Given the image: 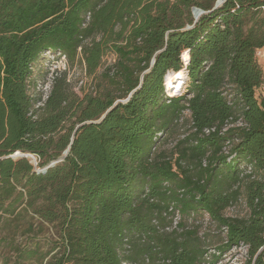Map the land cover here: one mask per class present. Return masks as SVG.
Listing matches in <instances>:
<instances>
[{
	"label": "trees",
	"instance_id": "obj_1",
	"mask_svg": "<svg viewBox=\"0 0 264 264\" xmlns=\"http://www.w3.org/2000/svg\"><path fill=\"white\" fill-rule=\"evenodd\" d=\"M215 2L0 0V214L33 213L59 237L15 247L19 264H214L236 245L264 264V0ZM109 53L98 92L55 70L37 106L46 56L92 76ZM185 112L192 131L162 149ZM242 197L247 216L227 215ZM205 214L223 233L211 253Z\"/></svg>",
	"mask_w": 264,
	"mask_h": 264
},
{
	"label": "rangeland",
	"instance_id": "obj_2",
	"mask_svg": "<svg viewBox=\"0 0 264 264\" xmlns=\"http://www.w3.org/2000/svg\"><path fill=\"white\" fill-rule=\"evenodd\" d=\"M206 1V0H204ZM260 63L264 67V48L261 49L260 54L258 55ZM51 59V61H49ZM59 59L52 61V58L46 56L42 67L40 70L36 69L35 72L40 77H44L47 75L50 77V67H54V64H59ZM115 56L112 53L105 55L103 58L102 67L98 69V71L92 75L84 77L79 75L80 66L76 61V64L72 68L71 72L74 73L73 76L79 75V80H76L72 77V84H75V89L78 94L83 95L84 93L89 92H98L99 89L104 87V83L101 81L100 73L104 69L105 65H108L114 62ZM49 65H51L49 67ZM63 67V64L61 65ZM48 79V78H47ZM81 80L83 83H81ZM47 81V80H46ZM264 90V88H263ZM176 92V91H174ZM172 91H170V94ZM171 95H174L173 93ZM189 116L188 112H185V119H182L178 126L175 127L171 133L167 134L163 140L161 145L162 149L173 150L176 143L184 139L191 131L190 120L187 118ZM17 152L12 154L14 159H18L24 155L15 156ZM36 159L39 158L35 155ZM33 161V160H32ZM34 162V161H33ZM35 163V162H34ZM227 215L230 216H239L244 217L248 214V207L246 206L245 200L242 197L236 204L230 206L227 211ZM30 220L34 224V229H26ZM200 225H203V228L208 227V231L210 232V242L208 244H212L208 246V249L211 252L215 251L214 245L219 244L223 239V233L214 225L208 221V215H204V217H200V219L196 222ZM59 241V237L56 236L55 228L51 223L42 221L37 215L33 213H26V218L22 216H8L0 214V264H19L17 261V252L14 250L15 247L24 248L28 247H40V251H49L52 247ZM59 248L55 249L53 252L49 254L46 258L48 259L52 253L57 251ZM250 259V254L245 245H236L233 246L230 250L222 255V257L215 261L214 264H248V260ZM46 263V260L43 264ZM23 264H38L35 259L31 261H26Z\"/></svg>",
	"mask_w": 264,
	"mask_h": 264
},
{
	"label": "built area",
	"instance_id": "obj_3",
	"mask_svg": "<svg viewBox=\"0 0 264 264\" xmlns=\"http://www.w3.org/2000/svg\"><path fill=\"white\" fill-rule=\"evenodd\" d=\"M89 17H90V13H88L87 14V19H89ZM59 60L58 61H60V65L58 64H54V67H51V71H50V77H48V79H47V81H45L44 83H40L39 84V86H38V90H39V92L41 93V95H42V99L37 103V106L38 105H41V104H43L44 103V101L46 100V98L48 97V95H49V93H50V90H51V88H52V79H53V72L55 71V70H59V71H62V70H66V71H68V75H69V80L72 82V77H74L76 80H79V75H82V76H84V77H87L88 78V76H90L89 74H87V72H86V68L83 66V67H80L81 69V71H80V73H79V75H75V76H73L74 75V73L73 72H71V69L72 68H70V66H69V64H68V61H67V58L65 57V56H59V58H58ZM183 59H184V62L185 63H187L188 62V60L187 59H185V57H184V55H183ZM63 64V67L61 66ZM73 68H76V67H73ZM81 83H83V81L81 80ZM76 87H75V84L73 85V89L76 91V89H75ZM184 90V89H183ZM183 90L182 91H180L179 93H177V94H174V95H180V94H182V92H183ZM78 91V90H77ZM76 91V92H77ZM78 93V92H77ZM89 93H94V92H89ZM96 93V92H95ZM171 95V94H170ZM127 100V99H126ZM211 130H214V128H206L204 131L206 132V133H209ZM227 145H229V142H227V144H226V146H225V150L227 151ZM207 215V214H206ZM179 220V214H177V216H176V218H175V224H176V222ZM260 250H264V245L260 248ZM123 264H137V263H131V262H127V261H124L123 262Z\"/></svg>",
	"mask_w": 264,
	"mask_h": 264
},
{
	"label": "water",
	"instance_id": "obj_4",
	"mask_svg": "<svg viewBox=\"0 0 264 264\" xmlns=\"http://www.w3.org/2000/svg\"><path fill=\"white\" fill-rule=\"evenodd\" d=\"M225 0H216L215 2V6L214 8H216L217 6H219L220 4H222ZM205 11L200 8V7H193V15H194V18H195V22L199 19V17L204 13ZM193 25H189L188 27H192ZM189 61V60H188ZM119 101V100H118ZM116 101V103L118 102ZM112 108V107H111ZM109 108L103 115L100 119H102L106 114L107 112L111 109ZM70 151V145L63 151V154L60 158L56 159V160H53L51 161L48 165H46L45 167H42V168H36V171L37 172H45L47 170V168L51 167V166H54L56 163L60 162V161H63L64 158L67 156V154L69 153ZM18 152V151H17ZM17 154V153H16ZM27 154H30V156L33 157V162L32 159H31V162L34 163V165H37L38 163V160L36 159L35 155L32 154V153H22V155H24L25 157H28Z\"/></svg>",
	"mask_w": 264,
	"mask_h": 264
},
{
	"label": "bare ground",
	"instance_id": "obj_5",
	"mask_svg": "<svg viewBox=\"0 0 264 264\" xmlns=\"http://www.w3.org/2000/svg\"><path fill=\"white\" fill-rule=\"evenodd\" d=\"M184 57H185V59L188 60L189 54L187 52H184ZM166 77H167V85L169 87H173V89L171 90L173 94H177V93H179L180 91L183 90L184 82H185V79H186L185 70L181 69V70H179L178 72H175V73L170 72L168 74V76H166ZM174 91H176V92H174ZM18 155H22V153L18 151L17 154H15V156H18ZM27 155H28V158H29L30 154H27Z\"/></svg>",
	"mask_w": 264,
	"mask_h": 264
}]
</instances>
